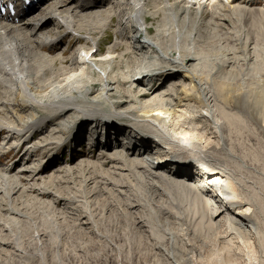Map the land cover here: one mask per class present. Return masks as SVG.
<instances>
[{"label": "rangeland", "instance_id": "1", "mask_svg": "<svg viewBox=\"0 0 264 264\" xmlns=\"http://www.w3.org/2000/svg\"><path fill=\"white\" fill-rule=\"evenodd\" d=\"M53 1L56 0H38L32 7L27 8L28 13L23 20L36 15ZM96 1L98 11H107L106 9L111 7L112 0ZM186 1L192 2L190 11L182 6L187 5L184 3ZM21 3L22 0L15 1V4ZM145 3H148L147 14L159 12L158 18H152L146 26H151L153 33L157 31L158 26L164 31L170 29L167 31L168 38L164 40L162 58L167 61V55L171 54V58L180 59L183 51L192 52L197 58L193 62L199 83L196 85V82H192L189 86L190 93L193 97L196 96L197 100L184 106L188 107V110L181 108L188 124L203 126L208 138L214 141H220L221 135L216 123L225 125V131L221 128L222 134L224 132L225 135L221 147L218 146L213 153L205 150L213 157H202L194 148L191 154L193 165H189L186 172H195L199 177L196 180L202 183V179L208 182L214 177L213 169L217 167L214 163L227 166L229 173L224 174L223 179H228L238 198L247 203L244 208H250L248 212L252 221L258 220L256 223L261 222L262 226L259 207L256 202L254 204V200L257 199L264 206V119L258 118L252 102L255 93L264 89V0H147ZM82 17L75 19V23L83 28V34L80 33L79 36L66 33L64 28L55 22L48 23L47 29L51 30L46 32L51 36L61 37L55 40L52 50H44L42 59L47 61L39 59L44 63L39 60L36 62L38 70L42 69L40 67L43 65L46 66L50 58L61 50H64L63 53L68 59L71 53L77 55L79 64L76 75L79 77L88 74L90 63L99 75L111 69L110 64L103 69L96 65V62H99L98 52L104 54V58L121 56L123 45L114 54H107L106 51L114 42L122 44L130 41L129 38L133 37L131 27L123 26V37H116L117 20L120 17L114 15L112 21H107L104 27L106 29L101 31L100 35L94 33L95 35L90 36L87 35L89 29L98 28L100 23L105 21L104 16L100 20L87 19L85 16L83 20ZM55 19L60 20L58 17ZM75 28L78 30L77 26ZM97 44H101L98 50ZM175 46L178 50L170 53ZM93 54H98V58H94ZM138 55L132 54L137 57ZM33 60L31 62L35 63ZM122 61L125 62L123 57ZM69 62L61 65L62 68L68 67ZM52 66L61 67L58 63ZM119 72H122L121 68L114 69V75ZM35 73L38 75V72ZM32 76L37 80L35 74ZM181 77L179 74L171 81H178ZM38 82L41 83L39 79ZM6 84H0V100H5L0 102V125L5 129L0 133V264H224L217 257L225 258L228 252L222 242L216 239V233L220 229H212L208 225L212 222L219 224L220 218L210 221L206 215V206H202L196 197L201 195L200 192L190 194L186 191H174V195L185 200L180 203H170L167 194H163L162 208H159L153 200L152 190L149 192L150 187L146 184V176L143 173L139 172L137 177L132 176L129 171L120 169V162H111L105 156L99 158V153L108 152L107 146L112 144L128 146L127 142L135 138L145 141L139 132L130 129L133 128L132 125L126 126V122L133 123L132 117L116 116L113 121L105 118L104 120L112 122V125L111 129L104 130L97 128L95 123L101 116H98V119L80 117L77 122L72 123L75 125L72 131L64 135L53 131L58 122L66 119L60 118L54 121V124L52 122V126H42L38 129L40 132L31 135L25 129V121L37 113L33 109L21 111L20 103L23 98L17 97L19 89H13L10 83ZM125 84L123 87L129 89V83ZM98 85V89L103 87L102 82ZM167 85L159 88L156 93L159 94ZM198 85L206 90L210 106L202 103L203 93L198 90ZM45 88L49 95L54 91V88L51 90L48 85ZM43 94L39 92V98L48 100L49 97ZM236 96H240L238 103L234 102ZM129 107L120 108L119 111L125 115L129 114ZM37 109V117L48 115L47 111ZM208 110H212L215 117L208 114ZM202 112L207 116L204 117ZM8 129L21 132H8ZM158 134L157 139L168 153L174 154L172 147L167 143L168 139ZM48 137L49 140L44 141ZM205 140L206 138H203L199 144L203 146ZM134 142L130 144L131 147ZM12 144L13 147L8 149ZM32 146H37V151L31 155ZM133 150L138 156L141 149ZM142 153L155 156L147 147ZM107 160L109 161L104 165L97 163ZM200 160H205L208 166ZM177 164L181 166V162ZM202 166L204 170L199 176L196 169H202ZM21 168L26 169L20 173ZM173 177L179 182L196 183V180L185 176ZM13 184L16 188L9 192ZM211 185L212 189L225 197L217 182ZM203 195L209 202V209L213 211L216 198L210 193ZM138 197L143 202L142 207L138 206ZM194 198L196 202H193ZM166 200L169 204L165 203ZM10 207L15 213L10 211ZM86 216L87 223L83 224ZM80 218L83 219L80 221ZM141 218H144L143 222H137ZM256 231L255 228L254 232ZM227 232L225 230L229 235ZM236 236L240 235L231 234L228 238L234 241ZM253 237H249L251 241L240 246L242 248L238 249L239 253L236 250V255L231 254L230 261L228 260L231 264H264V246L257 233ZM240 239L244 240L241 236ZM154 243L161 246L152 249L151 245ZM239 244L242 245V242Z\"/></svg>", "mask_w": 264, "mask_h": 264}, {"label": "bare ground", "instance_id": "2", "mask_svg": "<svg viewBox=\"0 0 264 264\" xmlns=\"http://www.w3.org/2000/svg\"><path fill=\"white\" fill-rule=\"evenodd\" d=\"M9 1L15 2V0H0V4L5 5ZM37 1L38 0L31 2L29 5L25 2V0H23V3L17 5V11L15 14H12L9 9H7L5 13L1 12L0 10V84L10 83V86L13 89H19L17 97L19 99L23 98L22 103H20V107L22 106L20 108L21 111L24 112L27 109H33L34 112L39 114V109L37 108H41L48 113V115H44L43 117H37V114H34L31 116V118H28V120L25 121V129L27 132H30L31 135L37 134L40 132L38 131L39 128L42 126L44 128L50 127L54 124V121H57L60 118L66 119L58 122V125L55 127V129H53V131L60 132L64 135L72 131L71 129L75 127V125L72 123L77 122L80 117L98 119V116H101V118H99L98 121L96 120L95 123L97 124V128H101L103 130L106 128L111 129L110 125H112V122L110 123L105 121V118H110L113 121V118L116 116L120 118L132 117L134 119L133 123L126 122V126L132 125L133 128L130 129H133L136 131V133L139 132L140 135L144 137L145 141L135 138L134 140H129L127 142L128 146H126V144H121L122 146H114L112 144V148H110L111 146H107L108 152L101 151L99 153V158H103L105 156L106 158H109L111 162H120V169L129 171L132 176L137 177L139 172L143 173L146 176V184L150 187L149 192L152 190L151 194L153 200L156 201L159 208H162L161 195L163 194H167L168 201L170 203H173V201L180 203V201L184 202L185 200L179 199V196L174 195V191H186L190 194H192V192H200L201 195H196V197L199 199L202 206H206V215L210 221L217 217L220 218V221L218 222L219 224L212 222L208 225H210V228L212 229H220L216 233V239H219V241L222 242L223 247L226 248V251L228 252L225 258L221 256L217 257L219 261L223 262L224 264H231L229 262L231 254H235V251H238L240 246L245 245L249 240L251 241V237H253V235L255 236L256 233L258 234L259 238L261 239V243L264 246V206L257 199L254 200V204L256 202V204H258L257 206L259 207V209H256L259 210V213L262 217H260L263 221V225L261 226V220H259L260 223H256L258 220L256 222L252 221L253 219H251L252 217L248 212L250 208H244L247 203H245L244 200L238 198L228 179H223L225 177L224 174L229 173L227 166L222 163H214V165L216 164L215 166H217L213 169L214 172L212 176L214 177L208 180V182L202 179V183L197 181L199 177L195 175V172H193V174L186 172L189 165L192 164L191 154L193 153L194 148L197 150V152L201 153L200 155L202 157H213L205 150L213 153V150L216 151L218 146L221 147V141L224 142L225 136L224 132L222 134V129L225 131V125L223 123L221 125L220 123H216V125H218L217 127L221 131V135L220 141H214L208 138L203 126L188 124L187 119H185L186 117L183 115L185 112H183L181 108L186 106V104L190 103L191 101L197 100L196 96L193 97V95L190 93L191 90L189 88L192 82H196V85L199 83V79L196 76L194 70L193 62V60L197 58L192 55V52L188 51L181 52L180 56L182 58L180 59H176L174 57L171 58V54H166L168 56L167 61L166 58H162L163 56L161 51L165 49L164 40L168 38L169 34L167 31L170 29L164 31L162 27L158 26L156 27L157 31L153 33L151 26H146V24L152 18H158L159 12H156V14H153L155 12L147 14L146 11L148 3H145L147 0H112V3L110 4L111 7L109 10L106 9L107 11L96 10V0H56L53 1L50 6L42 8L41 11H39V13L36 15L23 20V17L28 13L26 8L32 7ZM164 2H167V0H164ZM184 3H187V5L182 4V6L186 8V10L190 11L192 2L186 1ZM178 9H180V7ZM80 13H82V15ZM114 15L120 17L117 20L118 28L115 30V36L122 38L123 33L121 28H123V26L125 27V25H128L131 27L133 37L129 38L130 41L122 44L120 42H114L108 47L106 51L107 54H114L117 52V50H119V48H121L120 46L123 45V51H121L123 53L121 56L112 55L110 57L108 55L109 58H104V54H100V51H95V53L98 52L99 54V56L98 54H93L94 58L97 59L99 57L97 59L99 62H96L97 66H100L103 69V67L107 66L108 64L111 65V69L106 71L105 74H96L94 65L90 63L88 64V68L90 66L88 69L89 71L86 70L88 71V74H85L81 77L77 76V65L79 64L77 55H72L71 53V55H69L70 58L68 59L63 53L64 50H61L59 54H56V56L50 58L48 61L49 66H47L48 63H46V66H39L42 69L38 70L39 68H36L35 65H38L36 62L41 61L39 59H42V57L44 58V56H42L44 55V50H52L55 40L58 39V37H61H54L46 32V30H51L47 29L48 23L55 22L56 25L62 26L66 33L79 36L80 33H82L83 28L78 26V23H75L76 17L80 18L81 16H85L87 19L100 20V18L104 16L103 19H105V21L102 23L99 22V30L96 27L94 29L91 28V30L89 29V33L87 35L92 36L94 33H98V35H100L101 31L106 29L104 27L107 24V21H112ZM55 17L60 18V20L55 19ZM47 20H49V22ZM75 26H77L78 30L75 28ZM185 27H187V23ZM79 29L81 31H79ZM100 41L101 40H99V42ZM96 48L97 50L100 49L101 44H97ZM177 50L178 47L175 46L174 49L170 50V53ZM132 54L139 55L137 57L132 56ZM149 56L150 58H148ZM122 57L125 60L124 63L122 61ZM127 58L128 60H126ZM32 60L35 61V63L31 62ZM42 60L47 61L46 59ZM67 62H69L68 67H64L65 69L62 68L63 66L61 65L67 64ZM55 63H58L61 66H59L61 69L52 66ZM116 68H121L122 72L114 75V69ZM35 71L38 72L39 76L36 75L37 73H35ZM32 74L37 76V80L35 79L36 77L32 76ZM179 74L182 75L181 79L178 81L176 79L172 82L171 80L174 79V77H177ZM73 78L75 79L73 80ZM38 79L41 81V83L38 82ZM99 82L103 83V87L98 89ZM125 83H129V89L123 87ZM166 84L168 85L163 91H161L159 94L156 93L159 88L165 86ZM47 85L50 87V89L54 88L53 93L50 91V95L49 92H47L48 90L46 88L44 89V87ZM198 90L202 91L203 93L201 95L202 103H204L205 106H210L208 104L209 99L206 98V90H204V88H202L200 85H198ZM39 92L41 94H46L49 99H40L38 95ZM239 99L240 96H236L234 98V102L238 103ZM0 102H5V100L1 99ZM252 105L258 118L264 119V89H261V91L255 93ZM127 107L130 108L129 114L127 113L125 115L122 111H119L120 108ZM184 108H186V110L189 109L188 107ZM208 114L215 117V114L212 110H208ZM202 115L204 117L207 116V114L204 115V112H202ZM102 123L103 126H101ZM3 131H5V129L0 125V133ZM8 132L17 131L10 129ZM18 132L21 131L19 130ZM157 133H159L158 135L168 139L167 143L172 147L173 151L175 152L174 154L170 152L168 153L167 149L157 139ZM49 138L50 137L44 141L47 142ZM203 138H206V140L205 144L202 146L199 143ZM133 142L134 146L131 147L130 144H133ZM12 147L13 144L8 147V149ZM36 147L32 146L30 153L31 155L33 152L37 151L35 150ZM146 147L148 150L151 149V153L155 156L144 155L146 152L143 154L142 150ZM133 149H141L138 154L140 157L135 155V151ZM109 150L111 151L109 152ZM28 151L29 150L27 149V152ZM108 161L109 160L100 161L97 163L104 165V163ZM200 161L208 166L205 160ZM177 162H181L182 167L178 166ZM125 164H128L129 166ZM203 168V166L202 169L197 167L196 172L199 174V176L202 174V170H204ZM24 169L26 168H21L20 173H22ZM163 170L166 172H163ZM32 172H34V169ZM179 175L180 177L185 176L191 180L197 179L196 183L187 184L183 181L179 182L173 177ZM16 176L19 177L18 175ZM10 182V184H12V180ZM213 182H217L219 184V188L225 197H222L218 191H215L210 187L212 186L211 183ZM121 186H123V184H121ZM15 188L16 185L13 184L9 190L8 186L5 190L6 192L7 190L9 192H13ZM203 193H210L216 198L217 202L213 211L209 209V202L204 197ZM195 199L196 198H194L193 202H196ZM138 200L141 201V203L138 201V206L142 207L143 202L141 198L138 197ZM168 201L166 200L165 203L169 204ZM9 209L10 211H14L11 210V207ZM206 215L204 214L203 218H205ZM254 218H257V216H254ZM82 219L83 218H80V221ZM87 219L88 218L86 216V219H84L82 223L86 224ZM143 219H138L137 222L141 223L143 222ZM218 225L220 227H218ZM255 228L257 230L256 232H254ZM225 230L230 234H226ZM231 234H238L243 237L244 240H241L240 236H236L237 239L234 241L233 239L230 240L228 237ZM249 237L251 239H249ZM3 241L5 240L3 239ZM7 241L8 240H6V242ZM239 242H242V245H240ZM159 246L161 245L154 243L151 245V248L158 249ZM221 247L222 246H220V248Z\"/></svg>", "mask_w": 264, "mask_h": 264}]
</instances>
